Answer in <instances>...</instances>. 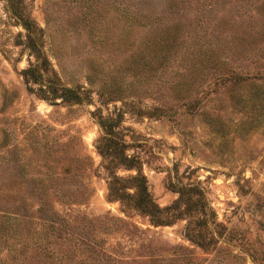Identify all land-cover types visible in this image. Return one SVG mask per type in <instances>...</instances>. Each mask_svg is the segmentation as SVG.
Wrapping results in <instances>:
<instances>
[{
	"label": "rangeland",
	"instance_id": "obj_1",
	"mask_svg": "<svg viewBox=\"0 0 264 264\" xmlns=\"http://www.w3.org/2000/svg\"><path fill=\"white\" fill-rule=\"evenodd\" d=\"M22 4L84 101L27 84L0 0V264H264V115L219 80L264 66V0Z\"/></svg>",
	"mask_w": 264,
	"mask_h": 264
},
{
	"label": "trees",
	"instance_id": "obj_2",
	"mask_svg": "<svg viewBox=\"0 0 264 264\" xmlns=\"http://www.w3.org/2000/svg\"><path fill=\"white\" fill-rule=\"evenodd\" d=\"M12 7L13 15L20 21L21 25L28 31L27 43L30 53L36 58V65L28 68L24 72L25 81L27 84L38 85L37 95L42 99H47L51 102L56 100H62V102L69 103H82L84 96L79 90L71 89L65 86H61L60 82L54 78L43 75L54 73L51 68V64L42 50L41 35L42 30L37 32L36 27L32 24L30 19L25 14V7L22 4V0H6ZM216 59V58H215ZM208 59L207 61H210ZM263 71V72H262ZM230 73V72H229ZM220 82L231 81L233 84L246 85L247 102L251 104L250 111L252 113H258L264 115V66L257 68L254 73H248L245 76L240 71L233 70L229 75H222L219 77ZM32 89V88H31ZM242 95H238L236 98V104L239 106L243 103ZM138 179V178H134ZM139 191L141 193L138 203H141V208L149 215L154 216L153 208L150 206V200L147 193V188L144 182L139 183ZM154 221L158 225L167 223L159 218H154Z\"/></svg>",
	"mask_w": 264,
	"mask_h": 264
}]
</instances>
